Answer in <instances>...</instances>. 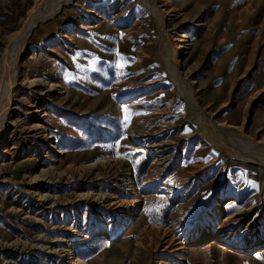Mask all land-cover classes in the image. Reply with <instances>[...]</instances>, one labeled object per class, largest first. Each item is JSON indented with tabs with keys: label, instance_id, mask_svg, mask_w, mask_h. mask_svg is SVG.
<instances>
[{
	"label": "rangeland",
	"instance_id": "374dc122",
	"mask_svg": "<svg viewBox=\"0 0 264 264\" xmlns=\"http://www.w3.org/2000/svg\"><path fill=\"white\" fill-rule=\"evenodd\" d=\"M36 1L0 0V57ZM153 3L69 0L32 26L0 136V264H73L68 246L264 264V0Z\"/></svg>",
	"mask_w": 264,
	"mask_h": 264
},
{
	"label": "bare ground",
	"instance_id": "6f19581e",
	"mask_svg": "<svg viewBox=\"0 0 264 264\" xmlns=\"http://www.w3.org/2000/svg\"><path fill=\"white\" fill-rule=\"evenodd\" d=\"M68 1L69 0H37L35 5L32 7V9L28 12V15L22 27L18 29V31L12 36L8 44L5 46L3 54L0 57V136H1V131L4 126V123L7 120L8 108L11 105V101H12V87L15 85V82L17 81V78H18L17 62L26 47L27 38L30 34V30L32 26L36 24L38 21L46 17L52 16L59 9L61 4L66 3ZM143 1L147 5L150 6L153 12H157V11L160 12L158 9V6L155 5V3H153V0H143ZM180 36L181 38H184L185 34H181ZM183 40L184 39H180L181 42ZM167 46H168V41L165 40L164 45H163V56L169 66V72L173 80L177 81V78L179 75V72H178L179 71V61L177 58V52L176 51L169 52V49L167 48ZM179 47L180 45H177V48ZM178 85L182 91L185 89L184 85L183 86L182 84H178ZM190 102H191V105L196 106L193 96L191 97ZM203 118H206V117L203 116L202 112L201 114L200 113L197 114V120L200 123L201 131L205 135L213 136V137L216 135V137L219 138V135L217 133L218 131L216 130L217 127L215 128L214 126L209 124L207 120H204ZM35 127H39V125L37 124L35 125ZM48 137H51V136H48ZM241 138L248 144L252 143L246 137H241ZM208 236H210V234L206 232L195 233L192 235L186 234L185 241H188L190 243L196 242ZM211 237L215 238L218 241L223 240L222 235L218 233H212ZM64 250H65V255H67V258L73 264L83 263L82 260L72 252L69 246Z\"/></svg>",
	"mask_w": 264,
	"mask_h": 264
}]
</instances>
